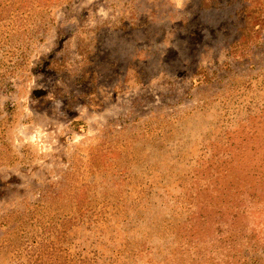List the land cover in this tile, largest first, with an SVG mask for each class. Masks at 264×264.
Returning <instances> with one entry per match:
<instances>
[{"label": "rangeland", "instance_id": "1", "mask_svg": "<svg viewBox=\"0 0 264 264\" xmlns=\"http://www.w3.org/2000/svg\"><path fill=\"white\" fill-rule=\"evenodd\" d=\"M0 264H264V0H0Z\"/></svg>", "mask_w": 264, "mask_h": 264}]
</instances>
